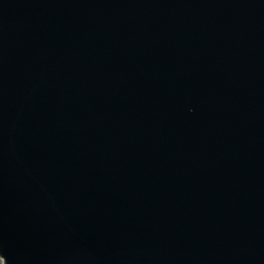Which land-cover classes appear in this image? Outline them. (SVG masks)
Here are the masks:
<instances>
[{"label":"water","instance_id":"1","mask_svg":"<svg viewBox=\"0 0 264 264\" xmlns=\"http://www.w3.org/2000/svg\"><path fill=\"white\" fill-rule=\"evenodd\" d=\"M3 264H264V0H0Z\"/></svg>","mask_w":264,"mask_h":264},{"label":"rangeland","instance_id":"2","mask_svg":"<svg viewBox=\"0 0 264 264\" xmlns=\"http://www.w3.org/2000/svg\"><path fill=\"white\" fill-rule=\"evenodd\" d=\"M0 264H3V262H2V261H0Z\"/></svg>","mask_w":264,"mask_h":264}]
</instances>
